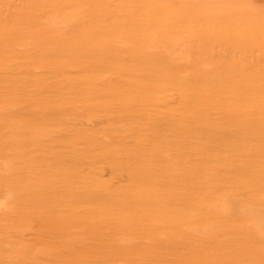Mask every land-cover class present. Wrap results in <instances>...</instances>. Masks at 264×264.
I'll return each instance as SVG.
<instances>
[{"label":"rangeland","instance_id":"374dc122","mask_svg":"<svg viewBox=\"0 0 264 264\" xmlns=\"http://www.w3.org/2000/svg\"><path fill=\"white\" fill-rule=\"evenodd\" d=\"M154 1L90 26L0 0V264H264V0Z\"/></svg>","mask_w":264,"mask_h":264},{"label":"bare ground","instance_id":"6f19581e","mask_svg":"<svg viewBox=\"0 0 264 264\" xmlns=\"http://www.w3.org/2000/svg\"><path fill=\"white\" fill-rule=\"evenodd\" d=\"M54 1H56V0H31V3H30V5L29 6H27L26 8H27V11L29 12V13H31L32 14V11H33V9L34 8H36V7H42L43 6V4L45 3V4H47V6H49L51 9H54L55 11H56V13H55V15H61V14H64V13H70V12H76L77 14H79L80 15V22H82V24L83 23H85V24H87V25H90V23H91V25L90 26H92L93 25V23H95V22H97L98 20H99V15H98V13H103V14H106L107 12H109V13H111V11H114V12H117V11H120V10H127V11H132V10H139V11H141V12H143L145 15H149V14H154L155 12H152V10H155V7L154 6H156L155 5V1L154 0H57V1H59V2H62L58 7H57V10L54 8V6H53V4H54ZM36 2V4H34ZM198 6H200V5H198ZM188 7V6H187ZM191 8L192 9H195L194 8V6H191ZM189 9V8H188ZM74 13H71V15H73ZM77 14H75V15H77ZM62 16V15H61ZM98 18V19H97ZM134 18V17H133ZM133 18H131V17H129V18H126V19H118L117 21H113V22H109L108 24H106V25H100V26H98V27H105V26H107V27H110V28H114L115 26H119V25H123V24H125V23H130V19L131 20H133ZM47 19H49V18H47ZM136 18H134V20H135ZM28 22H30L31 21V23H33L34 21H33V19H29V20H27ZM46 21L47 20H45L44 22H45V25L47 26V27H49L50 26V23H46ZM61 21V20H60ZM175 21L176 20H174V23H175ZM48 22V21H47ZM146 23V22H145ZM149 23V22H148ZM48 24V25H47ZM56 24L58 25V23L56 22ZM60 25V24H59ZM106 27V28H107ZM95 29V28H94ZM58 38H60V37H58ZM171 38V37H170ZM170 38L168 37V39L170 40ZM57 39V38H56ZM55 41V40H54ZM89 41H90V39L89 38H81L80 39V43H81V47L83 48V49H85V45L86 44H88L89 43ZM54 43H56V46H55V48H54V50L56 51V52H58V53H60V54H62L64 57H67V61H65L66 62V64H67V66L68 65H70L69 63L71 62V60L74 62V60L75 59H77L79 56L80 57H83V58H86V56L84 55L85 53H83V52H81V53H72V52H70V51H68L67 50V52H64V46L62 45V44H59V43H57L56 41L54 42ZM63 43V42H62ZM62 50H63V52H62ZM106 51H107V48H105V49H103L102 50V52H101V57L100 58H98L97 59V62H100V64H99V66H104V65H108V66H110V67H112V65H113V60L115 59V57H111V58H108L107 56H108V54H109V52H107L106 53ZM82 58V59H83ZM66 59V58H65ZM69 59V60H68ZM131 60V59H130ZM134 60H135V62H136V58H134ZM121 84H123V85H121ZM101 86H103L102 87V89L101 90H106V91H108V92H113V91H115L116 89H118V88H120V87H123V86H126L124 83H122V82H117V83H112V84H107V85H104V84H102ZM99 88H100V86L98 87L97 86V90H99ZM156 90H158V89H156ZM183 108H184V110L182 111V113H181V115H180V117H179V121H180V123H181V126H183L184 127V129H185V135L187 134L188 136H190L191 134H192V126H194L195 125V123H196V120L194 119V118H190V117H188V115L187 114H185V105L183 104ZM171 117H168V118H158V119H154V120H150L149 121V124L150 125H153V127H151V129L152 128H156L157 126H158V124H160V123H168L169 122V120L168 119H170ZM237 122H240V123H246L248 120H249V118L246 116V115H243V114H238L236 117H233ZM190 123V124H189ZM192 123V124H191ZM177 124H175V126H176ZM155 126V127H154ZM191 126V127H190ZM181 130H182V128H181ZM186 135V136H187ZM179 140H181L182 139V137L181 138H178ZM183 141V140H182ZM205 153V152H204ZM209 154V153H208ZM207 154V155H208ZM211 154V153H210ZM207 155H205L206 157H204V160H196L194 163H192L191 165L194 167V166H200V164L201 163H204V161L206 160V159H208L209 157H207ZM212 155V154H211ZM115 165H116V167H118V168H120V169H123L125 166H124V164H119V163H115ZM261 169H262V167H261ZM244 170H246V168L244 167ZM75 170H73V172H74ZM152 173H153V171H152ZM152 173H150V177H151V174ZM252 176L253 175H250V176H248V175H246V176H244V178L242 179L243 181H247V180H249V181H255L256 179H253L252 178ZM66 176H64L63 178H65ZM150 177H148V176H141V175H137L136 177H135V179H144V180H146V181H148L149 179H150ZM261 179H264V172H262V176L260 177V178H258V180H261ZM213 181V180H212ZM208 183V182H207ZM209 183H212V184H214L213 182H210L209 181ZM136 185H138V184H136ZM89 188L88 189H91V190H93V191H96V187L94 186V185H87ZM205 187V186H204ZM85 188V187H84ZM87 188V187H86ZM207 188H209L208 186H207ZM206 187H205V189H207ZM204 188H203V190L204 191H207V190H205ZM87 190V189H86ZM94 194V196H98L96 193H93ZM108 194H111V193H108V192H105L104 193V195H102V196H104V198H108ZM37 195H40L39 193H37ZM126 196V197H128L129 199H137V200H143V199H146L148 196L145 194V193H143V192H138L137 190H134V191H132V190H129V191H127V193L125 194V195H123V194H118L117 195V200L118 199H120L121 197L120 196ZM101 197V196H100ZM97 198V197H96ZM129 199H126V201L128 202L127 204H128V206H132V205H135V206H137V204H132V205H130L129 204V202H130V200ZM119 203V202H118ZM224 205V204H223ZM225 206V205H224ZM224 206H221L220 207V209L221 208H224ZM121 209H123V207H122V205H120L119 206ZM217 209H219V208H217ZM227 209L225 208V211H226ZM152 211H156V209H153ZM224 211V210H223ZM222 211V212H223ZM213 213V212H212ZM228 213V212H227ZM227 215V214H226ZM109 216V215H108ZM119 217V215H118V213H116V215L114 216V218L113 219H110L109 221H111V222H113L114 220H115V218H118ZM130 217V216H129ZM129 217H125V219H126V221L125 222H123V224H122V227L120 228L121 229V231H126L125 229H127V228H129L130 226H131V224H132V220L133 219H127V218H129ZM214 217H215V219H217V215H214ZM104 218V217H103ZM91 219V221L93 222V224H95V225H99V224H97L96 223V221L97 222H103L104 220H106L105 218L104 219H98V216H96V217H92V218H90ZM263 218H261V220H262ZM41 222H49V221H51V219H39ZM261 220H259V218H258V220H253V221H251L253 224H254V226H253V228H255L256 230H255V232H253L252 234H254V235H256V231H258L259 233H258V235L260 234V235H262L264 232H263V230H262V228H261V226L262 225H264V222L263 221H261ZM107 221V220H106ZM108 221V222H109ZM253 230V229H252ZM264 237V236H263ZM262 236H261V239L263 238ZM244 244V245H243ZM241 243V241L239 242V243H234V245L235 246H237V247H244V249L245 248H247V244L246 243ZM249 246H250V244H249ZM255 262V261H254ZM254 264H259V261H257V262H255Z\"/></svg>","mask_w":264,"mask_h":264}]
</instances>
